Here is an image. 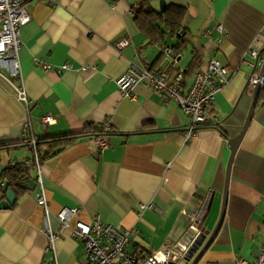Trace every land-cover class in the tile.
Segmentation results:
<instances>
[{
    "label": "crops",
    "instance_id": "obj_1",
    "mask_svg": "<svg viewBox=\"0 0 264 264\" xmlns=\"http://www.w3.org/2000/svg\"><path fill=\"white\" fill-rule=\"evenodd\" d=\"M160 12L161 0H148ZM186 9L189 42L168 56L138 27V0H32L31 21L20 32L21 77L0 71V176L13 164H31L33 138L82 134L108 126L103 152L88 135L32 168L9 209L0 208V264H87L83 242L62 230L58 214L78 209L72 221L132 230L127 250L141 257L184 244L214 194L222 195L230 164L229 140L245 126L252 105L250 50L264 60V0H164ZM221 27V29L219 28ZM207 32L210 34L208 35ZM130 44L118 49L116 42ZM170 40V39H169ZM175 43V41L173 42ZM212 59L235 72L217 93L207 125L189 142V117L159 92L138 86L124 97L118 80L131 64L174 75L182 71L187 94ZM68 68H63L64 66ZM44 66L50 69L45 71ZM86 66L92 69L85 70ZM23 88L28 107L19 98ZM52 116L54 122L43 124ZM7 146V147H6ZM41 172L49 219L35 195ZM0 181V204L7 199ZM57 236L49 245L47 228ZM264 244V93L230 164L223 226L199 264L253 262ZM185 255L183 246L176 249Z\"/></svg>",
    "mask_w": 264,
    "mask_h": 264
},
{
    "label": "built area",
    "instance_id": "obj_2",
    "mask_svg": "<svg viewBox=\"0 0 264 264\" xmlns=\"http://www.w3.org/2000/svg\"><path fill=\"white\" fill-rule=\"evenodd\" d=\"M32 0H0V71H7L12 78L21 77V63L19 50L21 47L20 32L22 27L31 21V15L27 6ZM45 4L54 5L55 0H39ZM221 29V27H219ZM209 35L210 33L207 32ZM130 44L128 38H123L116 42L118 49H124ZM164 53L168 56L173 55L170 48H164ZM252 61H245L252 70L250 84L251 87L256 81L257 73L261 70L264 60L256 50H250ZM64 66L63 68H68ZM45 71L49 66H44ZM92 69L86 66L85 70ZM235 72L224 65L218 59H212L206 71L197 72L192 86L187 94H183L182 89L185 83V76L182 71H176L174 75L167 72L151 71L149 68L131 64L127 72L118 80V87L124 97L134 99V91L140 85H146L152 90L160 93L166 106L171 103L178 104L183 112L189 117L190 124L184 132L186 142H189L198 129L207 125L210 119V112L214 105L217 93L229 84ZM259 82V80H258ZM264 86V77L260 79ZM19 98L30 106V100L23 88L18 91ZM54 122L52 116L43 118V124L49 125ZM109 127L105 126V133ZM24 136L29 139L31 149H36L38 141L30 135V124L26 125ZM91 140L98 146V150L103 152L109 147L105 136L91 137ZM37 166H40L36 156ZM37 184L41 190L35 195L37 203L44 208L47 219H49L48 202L45 196L40 170L38 171ZM79 215L78 209L64 208L59 214L58 219L61 229L69 230L74 237L81 239L87 255V264H189L188 252L201 234L198 224L192 225L184 238V244L163 247L161 250L139 258L137 254L127 250L131 242L132 230H124L118 226L103 223L99 218L91 223L77 221L72 225V221ZM49 245L46 253L55 249L57 236L51 232L49 227L46 230ZM184 249L185 255L179 256L176 249ZM48 264H56L55 255ZM239 264H264V244L259 250L253 262L243 260Z\"/></svg>",
    "mask_w": 264,
    "mask_h": 264
},
{
    "label": "trees",
    "instance_id": "obj_3",
    "mask_svg": "<svg viewBox=\"0 0 264 264\" xmlns=\"http://www.w3.org/2000/svg\"><path fill=\"white\" fill-rule=\"evenodd\" d=\"M135 11V20L140 28L153 43H158L162 46H168L176 54L180 53L189 42V37L184 20L186 18V9L179 6H168L165 13H160L151 8L148 0H138ZM170 39V40H169ZM175 41V43H173ZM154 71V69H150ZM264 93V89L261 94ZM202 127H213V125H204ZM105 127L94 133L85 132L82 134H67L61 136H50L42 139H37L38 144L36 149H32L34 159L31 164H13L11 167L3 171L0 176V181L7 184L18 197H22L27 189L24 184L27 181L32 168L37 166L36 156L40 163L50 157H54L63 152L70 144L79 139L83 135L91 137L105 136ZM29 143V140L27 141ZM5 147V146H4ZM2 147V148H4ZM7 147V146H6ZM0 147V150L2 149ZM139 258H143L138 256Z\"/></svg>",
    "mask_w": 264,
    "mask_h": 264
},
{
    "label": "water",
    "instance_id": "obj_4",
    "mask_svg": "<svg viewBox=\"0 0 264 264\" xmlns=\"http://www.w3.org/2000/svg\"><path fill=\"white\" fill-rule=\"evenodd\" d=\"M166 8L167 6H166L165 1L161 0L160 13H165ZM263 77H264V64L261 70L257 73L256 81L252 85L253 101H252L249 115L245 122V126L238 136L229 140V148L232 153L231 158H230V164L232 163V160L240 146V143L243 137L245 136L246 131L253 119L254 111L259 103L261 93L264 89V86H262V83L260 82V79H262ZM230 164L228 167V175H227L225 189L223 191V194L213 195V197L209 201V204L207 207L208 209L206 213L204 214L201 222L198 224V228L201 234L194 241V243L192 244L188 252L187 260L189 264H199L200 263V261L205 256L206 252L209 250L211 245L214 243L215 239L217 238L223 226L225 215H226L227 201H228V180H229ZM26 188L31 191L34 190L33 188H30L27 186ZM3 190L7 194V199L6 201L0 204V208L9 209L16 203L17 198L14 192L11 189H9L7 184L3 185Z\"/></svg>",
    "mask_w": 264,
    "mask_h": 264
}]
</instances>
